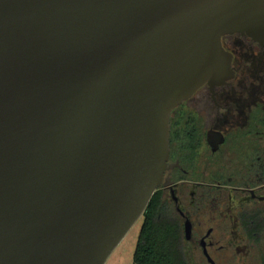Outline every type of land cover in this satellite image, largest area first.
<instances>
[{"label": "water", "instance_id": "water-1", "mask_svg": "<svg viewBox=\"0 0 264 264\" xmlns=\"http://www.w3.org/2000/svg\"><path fill=\"white\" fill-rule=\"evenodd\" d=\"M234 34L264 45V0H0V264H106Z\"/></svg>", "mask_w": 264, "mask_h": 264}, {"label": "flooded vegetation", "instance_id": "flooded-vegetation-1", "mask_svg": "<svg viewBox=\"0 0 264 264\" xmlns=\"http://www.w3.org/2000/svg\"><path fill=\"white\" fill-rule=\"evenodd\" d=\"M222 46L234 76L172 112L154 196L177 226L185 264H264V45L234 34Z\"/></svg>", "mask_w": 264, "mask_h": 264}, {"label": "trees", "instance_id": "trees-1", "mask_svg": "<svg viewBox=\"0 0 264 264\" xmlns=\"http://www.w3.org/2000/svg\"><path fill=\"white\" fill-rule=\"evenodd\" d=\"M176 224L166 217L154 196L143 217L134 264H185Z\"/></svg>", "mask_w": 264, "mask_h": 264}, {"label": "rangeland", "instance_id": "rangeland-1", "mask_svg": "<svg viewBox=\"0 0 264 264\" xmlns=\"http://www.w3.org/2000/svg\"><path fill=\"white\" fill-rule=\"evenodd\" d=\"M142 224L143 218H141L135 224L121 244L113 252L106 264H134V253L138 243Z\"/></svg>", "mask_w": 264, "mask_h": 264}]
</instances>
